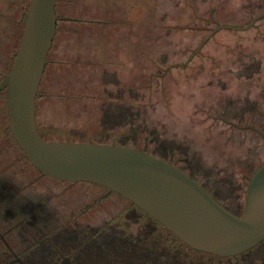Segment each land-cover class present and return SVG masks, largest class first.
Here are the masks:
<instances>
[{
    "label": "rangeland",
    "instance_id": "1",
    "mask_svg": "<svg viewBox=\"0 0 264 264\" xmlns=\"http://www.w3.org/2000/svg\"><path fill=\"white\" fill-rule=\"evenodd\" d=\"M2 2L0 80L11 68L29 0ZM55 13V37L36 102L43 139L118 145L154 155L196 179L228 210L241 213L247 182L264 162V18L243 32L210 34L219 26H246L264 13V0H56ZM4 104L1 93L0 184L14 186L13 224L32 214L37 225L35 237L30 228L16 237L4 235L28 264L53 263L51 244L36 241L45 234L57 246L59 240L77 238L70 232L58 235L56 215L45 218L39 208L22 213L21 200L39 194L59 205L68 194L83 209L101 192L81 186L85 183L38 181L28 165L22 168L25 158L6 132ZM98 203L112 211L108 220L99 219L104 231L134 246L140 264H255L263 258L249 252L214 263L148 220L141 228V216L126 202ZM77 244L90 258L83 250L87 243ZM0 251L5 264L10 257L6 249Z\"/></svg>",
    "mask_w": 264,
    "mask_h": 264
},
{
    "label": "water",
    "instance_id": "2",
    "mask_svg": "<svg viewBox=\"0 0 264 264\" xmlns=\"http://www.w3.org/2000/svg\"><path fill=\"white\" fill-rule=\"evenodd\" d=\"M56 0H29L17 51L0 80L7 128L26 161L42 175L65 183L102 187L130 202L193 251L233 258L264 241V162L249 178L244 211L237 216L177 167L143 151L118 145L45 141L36 99L55 37ZM244 27L219 26L243 32ZM24 264L15 259L8 264ZM61 264H68L63 262Z\"/></svg>",
    "mask_w": 264,
    "mask_h": 264
},
{
    "label": "flooded vegetation",
    "instance_id": "3",
    "mask_svg": "<svg viewBox=\"0 0 264 264\" xmlns=\"http://www.w3.org/2000/svg\"><path fill=\"white\" fill-rule=\"evenodd\" d=\"M38 99H39V95L37 96L36 102ZM5 119L7 120L6 108H5ZM6 132L12 138L8 128H6ZM22 156L24 157L23 153H22ZM27 165L31 171H34L37 174L36 179L38 181L41 178L46 177V176L42 175L40 172H38L37 170H35L34 168H32L30 166V164L25 159L24 166H22V168H28ZM186 175H188V174H186ZM190 178L198 183V181L196 179H194L193 177H190ZM58 182H60V181H58ZM1 184H0V250L2 248L6 249L7 254L10 257V260L8 262H6L5 264H8L9 262H11L15 259H20L24 264H28L27 261H25V259H23L22 256L18 255L14 250L11 249V245L9 243L10 241H8L9 239L6 238V235L12 234L13 237H16V234L18 232L25 233L27 231L26 233H28V228H30V229H32L30 237L34 236V234H32V232H35L37 229L35 219L32 217V214H30L31 217H29L27 219L22 218L21 221H19V222L16 221L13 224V222H12V219H14L13 215L17 214L16 210H18L15 207V205L17 204V201H15L14 204L9 205L10 203H12V200L14 199V195H16V193L13 191L14 186L13 187H11V186L6 187L7 185L5 184V187H6L5 188L4 184H2L3 186ZM75 184L76 185H72V183H69V184H67V186H70V187L71 186H77L78 183H75ZM198 184L201 187H203L200 183H198ZM81 186L90 187V189L93 188V190H100V192H101V195H99L98 198H96V200L93 201L92 205H89L88 207L83 208V209L80 206L81 202H79L78 200L76 201L75 200L76 198L68 197V194H67V200H65V199L58 200V203H60L59 205L56 203L52 204V201H50V199L47 197L44 199L40 198V197L38 198L39 194H37L36 196L32 195L31 196L32 198H30V196H28V199H26V200L22 199L25 202H23L21 200L20 208H21L22 213L25 212V214L29 215V213H32V211L39 208L40 213L45 218L48 216H51V215H56L57 220L59 218V222H61L60 226H59V229L61 232L58 235L70 232V233H73V235L77 238V240L74 241L73 243L70 241H66V240H64V241L59 240L60 242H57V246H53V242L49 241L48 236L43 234L41 236L42 237L41 241L40 242L36 241V243H42L43 241H46L47 243L51 244V246L53 248L54 255L56 256L55 261L53 263L48 262V264H61L63 262H67L68 264H140L139 260L136 259V256H137V254L141 255V253L136 252V250H134L135 249L134 246H130V244L129 245L126 244L124 241V237H120V236H118V234L115 235V232L111 231L110 233H107L104 231L106 224L103 225L104 222L99 221V219L101 218V220H102L105 218L108 220V218H107L108 214L107 213H110L112 211L108 210L106 208V206H102V204H100L98 202H101V201L104 202V200H107V199H114L116 204L119 203L120 201L126 202L128 204V207H131V209L133 208L134 212L136 214H138V216H141V228L147 226L144 224L143 221L148 220L149 222L153 223L155 226L160 227L161 230H164V232L169 234L176 242L180 243L184 248L189 249L193 253L202 254L203 256H205V258L212 259L214 261V263L217 261L220 262L222 260L234 259V258L240 257L241 255H244V254L249 253V252H251V253L255 252L258 255H260L261 257H263L261 260H259V261L257 260V262L255 261V264H264V251H261V250L258 251V249L264 244V241L259 243L258 245H256L252 249H250L249 251H247L243 254H240L236 257H233V258H219V257H215V256H212L209 254L196 252V251H193L190 248L186 247L179 240H177L171 233L166 231L161 225H159L157 222H155L152 218L148 217L146 214H144L142 211L137 209L134 205H132L130 202L123 199L119 195L114 194V193H110L108 190H106L102 187L96 186V185H92V184H89V185H83L82 184ZM41 187H45V186H41ZM83 195H86V194L83 193ZM82 200H86L85 196H83ZM244 203H245V199H244ZM56 205H57V208L54 209V207ZM95 205L98 206L97 208H99V211L96 210V208L93 209V207ZM220 205L223 206L222 204H220ZM224 208L227 209L226 207H224ZM79 209H82V211L79 212ZM123 209H125V208H123ZM57 210H58V214H57ZM102 210H104L105 212ZM228 211H230V210H228ZM243 211H244V206L242 208L241 213L235 214L232 211H230V212L237 215V216H241L243 214ZM87 214H89V215H87ZM1 216L4 218H5V216H9L10 217L9 222L3 221L1 219ZM84 216H86V217H84ZM15 218L17 219V216ZM126 220H128V218ZM139 221H140V219H139ZM40 222L44 223L45 221H40ZM108 224H109V221H108ZM47 225H48L49 230H50V228L53 227L51 224L49 225V223H47ZM134 226L132 227V229H134ZM57 227L58 226H56L55 228H57ZM52 229H54V228H52ZM54 230H57V229H54ZM4 234H6V235H4ZM84 234H88V238L87 237L83 238ZM78 242H82L83 244L87 243V248H85L83 250L87 251L88 254H90V258L87 257V254H85V252L82 253L80 251L81 247L77 244ZM131 248H134V249H131ZM0 252H2V251H0ZM13 264H16V263H13Z\"/></svg>",
    "mask_w": 264,
    "mask_h": 264
},
{
    "label": "crops",
    "instance_id": "4",
    "mask_svg": "<svg viewBox=\"0 0 264 264\" xmlns=\"http://www.w3.org/2000/svg\"><path fill=\"white\" fill-rule=\"evenodd\" d=\"M1 4H2V6H3V2H2V0H1ZM0 16H2V11L0 12ZM0 38L2 39V37H1V32H0ZM8 57V56H7Z\"/></svg>",
    "mask_w": 264,
    "mask_h": 264
},
{
    "label": "trees",
    "instance_id": "5",
    "mask_svg": "<svg viewBox=\"0 0 264 264\" xmlns=\"http://www.w3.org/2000/svg\"><path fill=\"white\" fill-rule=\"evenodd\" d=\"M45 70V69H44ZM39 134H40V132H39ZM40 136L42 137V138H44L41 134H40ZM152 156H154V155H152ZM155 157V156H154ZM165 161V160H164ZM167 162V161H166ZM167 163H169V162H167ZM169 164H171V165H173L172 163H169ZM184 172V171H183ZM185 173V172H184ZM186 174V173H185ZM251 177V176H250Z\"/></svg>",
    "mask_w": 264,
    "mask_h": 264
}]
</instances>
